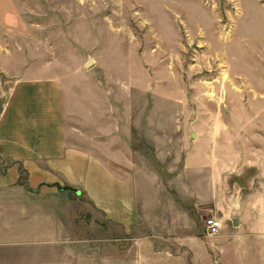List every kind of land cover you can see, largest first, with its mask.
I'll return each mask as SVG.
<instances>
[{
    "label": "rangeland",
    "instance_id": "obj_1",
    "mask_svg": "<svg viewBox=\"0 0 264 264\" xmlns=\"http://www.w3.org/2000/svg\"><path fill=\"white\" fill-rule=\"evenodd\" d=\"M0 16V79L33 70L58 79L78 144L96 132L88 145L106 150L133 119V148L153 163L141 170L158 177L147 198L175 193L170 172L198 142L207 156L213 129L264 157V0H0ZM87 205L72 206L55 247H0V264H194L176 239L124 235Z\"/></svg>",
    "mask_w": 264,
    "mask_h": 264
},
{
    "label": "crops",
    "instance_id": "obj_2",
    "mask_svg": "<svg viewBox=\"0 0 264 264\" xmlns=\"http://www.w3.org/2000/svg\"><path fill=\"white\" fill-rule=\"evenodd\" d=\"M2 61L0 72L7 75ZM18 75L0 79V247H55L72 229V206L86 199L124 235L150 243L176 239L194 264H264V157L244 156L228 144L230 132L213 129L207 156L198 142L184 168L170 172L167 183L175 193L154 199L149 181L158 177L141 170L153 163L133 148L139 127L133 119L128 130L116 125L106 150L88 145L96 132L78 144L77 129L68 127L72 102L63 84L34 70ZM156 149L163 164L164 151ZM209 218L221 223L216 236L205 234Z\"/></svg>",
    "mask_w": 264,
    "mask_h": 264
},
{
    "label": "built area",
    "instance_id": "obj_3",
    "mask_svg": "<svg viewBox=\"0 0 264 264\" xmlns=\"http://www.w3.org/2000/svg\"><path fill=\"white\" fill-rule=\"evenodd\" d=\"M221 230V223L216 218H209L205 221V234L207 236H216Z\"/></svg>",
    "mask_w": 264,
    "mask_h": 264
}]
</instances>
